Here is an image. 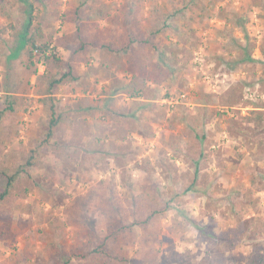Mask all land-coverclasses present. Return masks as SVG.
<instances>
[{"label": "rangeland", "instance_id": "1", "mask_svg": "<svg viewBox=\"0 0 264 264\" xmlns=\"http://www.w3.org/2000/svg\"><path fill=\"white\" fill-rule=\"evenodd\" d=\"M28 1L35 25L55 41L69 31L63 13L84 4L88 23L116 27L120 36L126 19L137 18L148 34L158 33L171 77L154 72L158 51L144 49L150 88L133 100L119 88L137 73L109 71L99 50L87 49L72 61L83 80L61 85L56 101L62 109L85 98L94 110H69L56 129L58 145L42 146L49 123L38 96L43 55L9 60L27 6L0 0V107L7 93L29 97L5 128L0 175L7 168L18 175L0 202V264H63L65 254L97 246L85 226L103 237L109 221L133 225L155 210L161 213L148 226L109 243L114 257L128 259L109 264H250V256H264V129L247 120L264 109V0ZM76 47L59 48L65 63ZM245 53L254 62H243ZM7 187L2 175L0 194ZM177 193L182 203L164 211Z\"/></svg>", "mask_w": 264, "mask_h": 264}, {"label": "trees", "instance_id": "2", "mask_svg": "<svg viewBox=\"0 0 264 264\" xmlns=\"http://www.w3.org/2000/svg\"><path fill=\"white\" fill-rule=\"evenodd\" d=\"M27 6V20L24 25L23 30L16 35L17 37V47L9 55V60L13 61L19 58L23 53L29 59H32L34 49L38 46L43 55L40 60L45 67V72L41 74L38 79L41 83V89L38 91V96L42 98V103L45 111L49 113V123L47 130L44 131V141L42 146H50L52 144L58 145L54 140L56 137V129L60 127L64 117L68 115L69 110H77L82 115H85L93 107L88 105L87 99L80 100L75 106H68L60 109L57 105V92L59 87L63 84H70L74 82H79L83 80V76L79 73L76 63L80 62V56L87 49H97L101 55V64L105 65L106 68L111 70L115 65L119 72L122 71L123 67L129 66V69L136 74L134 83L131 85H122L120 93L127 94L129 98L137 100L140 96H143L145 89L150 88L148 83L147 73V59L144 57L142 51L144 49L156 52L158 51L157 59L152 58V69L157 72L158 76H162L165 80H168L171 76V69H169V57L164 51H159L158 44L155 43L156 36L158 33L154 30L150 34L144 31L140 26L137 18L129 17L126 19L121 30V36L118 35L116 27L102 28L98 25L94 26L86 21V10L85 4L83 7L76 9L75 12H65L61 17L64 23L70 25L74 31L63 35L60 39L54 40V32H46L45 29L40 25H35V15H34V5L28 0H20ZM10 28H14L10 25ZM6 30L0 29V37L4 34ZM55 41L54 49H51V44ZM73 44L77 46L74 51V56L72 59L65 63L64 59L59 54V48L64 45ZM255 49L257 47H254ZM260 52L264 56V44L260 47ZM245 57L242 59L243 62H254V59L245 53ZM153 57V56H152ZM32 64V63H31ZM120 64V65H119ZM137 81V79H139ZM157 78V77H155ZM151 78L150 80L159 82ZM118 89V90H119ZM117 90V91H118ZM213 96H209L212 99ZM29 97L20 95L17 93H7L4 104L0 107V158L1 152L6 145L5 140V128L10 125L23 109L27 110L29 107ZM107 102V101H106ZM110 102V101H108ZM109 104V103H108ZM238 104V103H234ZM264 109L254 110V117H247L250 124L255 125L257 128L264 129ZM135 117V114H134ZM79 135L80 137L85 136ZM261 148H264V144L261 142ZM39 155V151L36 150L32 153V156L28 158V165H35L34 161ZM12 174V175H11ZM8 179V187L0 194V202L6 201L10 195V187L13 186L15 178L18 173H15L11 168L5 169L1 176ZM198 172L196 171L195 180H197ZM195 180L188 187L184 194L193 191L195 185ZM145 196H148L146 191L140 196L141 199V209L146 210L147 207L144 200ZM149 199L151 197H148ZM147 198V199H148ZM183 196L176 194L174 198L167 201L164 205V211L169 210L174 207V203H182ZM152 200L156 202L153 197ZM161 213L159 210H155L150 213L149 216L145 217L140 223H133V225L122 224L120 221H109L107 224V233L103 237H100L94 229L85 226L83 229L85 236L88 238V243L92 246L93 241H97V246L91 250L89 253H83L80 251H73L72 254L64 255L63 264H71L74 258L78 260H86L84 264H109V260L113 259L115 261L120 260V262H126L127 256L119 257L113 256L108 246L109 243L117 241L125 236V234L133 229L134 226L141 224L144 227L150 224V221L157 215ZM123 249V248H121ZM124 250V249H123ZM258 257L261 259L259 260ZM257 258L249 257L250 264H264V256L259 255Z\"/></svg>", "mask_w": 264, "mask_h": 264}, {"label": "crops", "instance_id": "3", "mask_svg": "<svg viewBox=\"0 0 264 264\" xmlns=\"http://www.w3.org/2000/svg\"><path fill=\"white\" fill-rule=\"evenodd\" d=\"M1 20V19H0ZM3 20H1L0 22H2ZM66 24V28H68L69 29V31H67V32H64V33H62L60 36H63V35H66V34H69V33H71V32H73L74 31V29L70 26V25H68L67 23H65ZM65 29V28H64ZM89 79V78H88ZM104 98H106V97H104ZM138 100V99H137ZM108 102V101H107ZM106 102V103H107Z\"/></svg>", "mask_w": 264, "mask_h": 264}, {"label": "built area", "instance_id": "4", "mask_svg": "<svg viewBox=\"0 0 264 264\" xmlns=\"http://www.w3.org/2000/svg\"><path fill=\"white\" fill-rule=\"evenodd\" d=\"M40 54H41V50H40V48H39V47H36V48L34 49V55L37 56V55H40ZM41 67L44 68L43 65H41Z\"/></svg>", "mask_w": 264, "mask_h": 264}]
</instances>
